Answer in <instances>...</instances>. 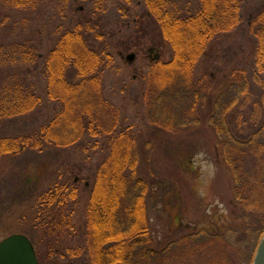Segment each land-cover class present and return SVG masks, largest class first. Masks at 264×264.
<instances>
[{"label":"trees","instance_id":"1","mask_svg":"<svg viewBox=\"0 0 264 264\" xmlns=\"http://www.w3.org/2000/svg\"><path fill=\"white\" fill-rule=\"evenodd\" d=\"M53 1L63 18L69 12L84 15L82 7L75 8L77 2L91 1L93 13H102L106 4V0H0V17L38 10ZM134 6L142 8L146 20L156 25L170 51L167 60L159 56L143 76V102L149 122L157 129L177 133L199 124L198 107L208 104L209 123L216 134V147H220L218 158L230 171L233 198L247 211L248 229L242 234L247 239L250 233L254 235L251 264L264 233V179L261 170L253 179L246 178V157L252 160L254 152L246 157L243 154L248 147H264V5H255L246 15L244 0H142ZM140 20L134 19L135 26ZM72 24L58 26L56 40L45 54L30 41L0 42V123L31 116L44 99L58 107L53 117L37 128L1 133L0 161L27 150L68 149L78 143L85 146L91 139L102 141L107 147H79L83 151L106 149L99 163L83 173L81 167L78 173L92 180L85 224L89 264L144 263L156 253L144 208L149 186L138 176L134 134L128 129L118 130L120 110L105 95L107 74L117 72L113 49L102 46L112 47L111 42L93 34L94 22L80 19ZM242 27L253 39L251 64L247 70L232 71L214 92L210 75H196L199 62L212 41ZM109 36L115 45L114 34ZM117 55L123 58L121 53ZM38 67L45 82L44 95L27 78ZM58 186L37 200L40 211L36 220L45 223L51 236L69 226L67 199H75L77 193L75 186L69 191ZM66 192L69 194L64 196ZM213 238L221 237L217 234Z\"/></svg>","mask_w":264,"mask_h":264},{"label":"rangeland","instance_id":"2","mask_svg":"<svg viewBox=\"0 0 264 264\" xmlns=\"http://www.w3.org/2000/svg\"><path fill=\"white\" fill-rule=\"evenodd\" d=\"M141 1L106 0L102 13H93L91 1L77 2L75 8L82 7L84 15L69 12L64 18L58 15L55 1L38 10L11 12L0 17V42L30 41L38 46L40 54H45L56 40L58 26L67 28L80 19L94 22L93 34L101 35L102 41L107 37V42H111L112 47L102 46L113 49L117 67L116 74L110 71L105 78V95L120 110L118 130L128 129L134 134L138 176L149 186L144 208L151 246L156 253L139 264H248L254 252V235L250 233L247 239L242 234L248 229L247 211L233 198L230 171L218 158L220 147H216V134L209 123L208 104L201 103L198 107L199 124L181 128L177 133L157 129L149 122L143 102V76L150 71L155 55L167 60L170 51L162 43L156 25L146 20L142 8L134 6ZM255 5H264V0H244L243 13L246 15ZM139 17L141 23L135 26L137 22L133 21ZM110 33L114 34L115 45L109 39ZM130 53L135 55V60L129 64L124 58ZM252 54L253 39L242 27L237 33L222 35L208 45L196 75H210L215 92L232 71L249 68ZM27 78L44 95L40 67ZM232 90L231 94L235 95V89ZM57 109L54 103L44 99L41 108L31 116L0 123V134L37 128L47 123ZM87 142L85 146L78 143L68 149L27 150L0 161V242L10 235L22 234L31 240L39 264H89L85 224L92 180L84 178L82 173L99 163L106 149L83 151L79 147L107 146L95 139ZM245 151V157L254 152L252 160L246 157V178L253 179L261 170L260 177L264 179V147H248ZM81 167L84 170L78 174ZM55 184L61 191L75 186L77 193L75 199H67L65 212L69 226L61 234L51 236L45 223L36 220V213L40 211L39 196ZM217 234L221 238L214 239Z\"/></svg>","mask_w":264,"mask_h":264},{"label":"water","instance_id":"3","mask_svg":"<svg viewBox=\"0 0 264 264\" xmlns=\"http://www.w3.org/2000/svg\"><path fill=\"white\" fill-rule=\"evenodd\" d=\"M158 58V55L154 56V60ZM124 59L130 64L135 60V55L133 53L127 54ZM0 264H38L30 239L22 234H13L3 239L0 242ZM251 264H264V233Z\"/></svg>","mask_w":264,"mask_h":264}]
</instances>
